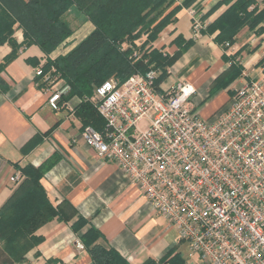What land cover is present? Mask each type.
<instances>
[{"label": "built area", "instance_id": "obj_1", "mask_svg": "<svg viewBox=\"0 0 264 264\" xmlns=\"http://www.w3.org/2000/svg\"><path fill=\"white\" fill-rule=\"evenodd\" d=\"M188 15L198 38L209 23L194 9ZM34 74L46 83L53 79L42 65ZM157 76L149 67L122 83L112 77L95 87L84 100L104 126L100 131L83 126L85 144L118 167L188 244L185 264H264L261 84L243 80L226 106L202 118L191 84L180 80L162 89L155 85ZM54 81L62 80L52 86ZM69 90L64 81L49 88L48 107L67 106L62 99Z\"/></svg>", "mask_w": 264, "mask_h": 264}, {"label": "crops", "instance_id": "obj_2", "mask_svg": "<svg viewBox=\"0 0 264 264\" xmlns=\"http://www.w3.org/2000/svg\"><path fill=\"white\" fill-rule=\"evenodd\" d=\"M183 1L174 0L173 7L180 9L174 21L152 42V47L172 55L180 46L188 44L178 61L168 68V73L169 76L184 74L185 78L180 80L191 84L196 91L195 107L206 98L212 81L230 62L241 66V75L227 90L215 94L226 97L211 112L226 106L232 88L243 80L257 81L264 90V19L254 29L240 28L233 43L224 49L214 41L217 31L194 38L188 15V10L194 9L203 21L210 23L224 10L223 0H197L188 7L182 6ZM255 1L259 7L264 5V0ZM82 28L88 32L79 41L63 53L52 52L48 56L35 44L22 45V31L15 30L14 38L20 47L0 71V208L23 179L20 167L52 163L40 179L49 201L54 207L65 201L87 220L86 225L74 231L72 224L76 218L65 221L53 217L34 233L41 242L30 249L22 261L14 264H48V261L93 264L86 248L77 247V243L83 246L80 237L90 227L99 232L97 244L112 247L129 264L159 260L168 253L169 246L151 235L157 222L166 225L162 216L151 209L142 193L118 167L99 159L85 144L80 134L83 126L75 114L79 99L73 97L67 101V106L51 110L47 105L48 88L40 87L42 79L37 80L34 74L35 68L43 65L45 59L66 54L93 30L86 21L77 30ZM11 52L10 45L0 46V65ZM36 61L39 64L34 66ZM174 83L175 79H170L166 86L162 83L160 87L166 89ZM209 114L204 118L212 115ZM28 143L33 145L26 150L24 147ZM16 176L19 179L13 181Z\"/></svg>", "mask_w": 264, "mask_h": 264}, {"label": "trees", "instance_id": "obj_3", "mask_svg": "<svg viewBox=\"0 0 264 264\" xmlns=\"http://www.w3.org/2000/svg\"><path fill=\"white\" fill-rule=\"evenodd\" d=\"M197 0H184L182 6H189ZM174 0H0V46L8 44L12 52L0 65V71L16 56L20 47L15 30L22 31V45H37L44 55H50L66 41L73 29L66 16L74 12L93 26V30L65 55L48 60L42 65V72L55 80H62L70 90L62 101L76 97V117L82 126H91L100 131L103 119L91 104L84 99L90 97L95 87L116 77L120 83L134 73H145L149 64L155 62L158 74L155 85L159 87L169 76L168 68L173 66L188 48L184 44L172 55L152 49L147 63L133 62L129 50H123L124 39L133 40L141 32L153 42L158 34L175 19L179 6L173 7ZM224 10L219 13L202 31V34L215 35L214 41L226 49L230 46L239 29L248 26L254 29L264 19V5L257 6L255 0H223ZM223 59L227 61L226 56ZM39 61L33 63L37 66ZM241 66L230 62L210 84L207 98L220 90H227L240 77ZM37 80L42 79L36 76ZM47 87L46 82L39 83ZM229 92V90H228ZM204 101V100H203ZM37 139L33 142L35 143ZM28 143L24 149H30ZM31 164L19 168L23 179L10 198L0 208V264H14L22 261L24 255L41 242L35 231L44 223L58 216L69 221L76 218L72 229L78 231L87 220L78 215L69 203L63 202L54 207L43 191L40 179L51 165ZM99 232L90 227L80 237L93 264H129L112 247L97 244ZM165 254L159 260L147 259L141 264H185L175 254ZM170 256V257H169ZM48 264H55L48 261Z\"/></svg>", "mask_w": 264, "mask_h": 264}, {"label": "rangeland", "instance_id": "obj_4", "mask_svg": "<svg viewBox=\"0 0 264 264\" xmlns=\"http://www.w3.org/2000/svg\"><path fill=\"white\" fill-rule=\"evenodd\" d=\"M65 19H66L67 23L70 25V27L73 29V33L66 41H64L58 47L57 50L55 49L53 51L55 53L56 52L57 53H63L67 47H69L70 45L79 41L88 32V30L83 29L84 27L82 28L83 30H77V28H79L82 25V23L84 22V18L82 16L80 17L76 13L71 12L66 16ZM148 38H149L148 35H146L144 32H141L139 37H137L133 40L126 38V39H124V42L121 44L122 48H128L129 59H131L134 63L139 61V60H143L145 63H147L149 61L150 54L152 52V49H154V48L152 47V42H150L148 40ZM55 53H53V55ZM54 56H56V55H54ZM59 56H62V55L59 54ZM48 60H54V59H48ZM46 61H47V59H45V61L43 63H45ZM156 65H155V62H152L148 66L153 67V68H157ZM160 71L161 70L159 69L158 74L160 73ZM182 75H184V74H182ZM182 75L177 76L176 74H172L171 76H168L167 79H165L163 81V83H164L163 85L166 86L168 84V82H170V79H175L176 82L180 81V79L185 78V76L182 77ZM53 80H55V79L54 78L50 79L46 83L48 89L51 87L57 88L63 84V81H54L55 86H52ZM215 94L211 95V97H209V98H207V96H206L204 101H201V103L198 105V108H196L197 111H199V110L201 111L200 115L202 118L206 117V115H208V113H210L209 115H211V114L217 112L218 110H215V112H211V111H213L220 103H222L226 97L225 94L224 95H221V94L215 95ZM192 99L194 100V97H192ZM212 99H213V101H212ZM222 107H223V105H222ZM165 222H166V220H165ZM151 235L153 236V238L155 240H159V243H164V244L169 246L168 253L171 254V255L169 254L171 257L173 255L177 254L183 259V261L187 262V260H189L187 257V255H188V244L186 242L180 240L177 231L174 228L170 229L167 222H166V225H164L163 223L157 222V224L154 226V228L151 231Z\"/></svg>", "mask_w": 264, "mask_h": 264}]
</instances>
